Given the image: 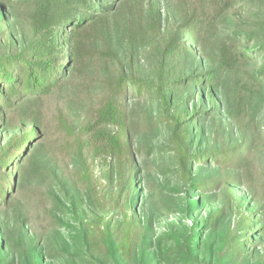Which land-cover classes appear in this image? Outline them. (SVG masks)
Wrapping results in <instances>:
<instances>
[{
	"label": "trees",
	"instance_id": "obj_1",
	"mask_svg": "<svg viewBox=\"0 0 264 264\" xmlns=\"http://www.w3.org/2000/svg\"><path fill=\"white\" fill-rule=\"evenodd\" d=\"M149 4L150 27L154 21L160 25L162 8L156 0H0V134L15 127L23 134L9 148L0 147V212L18 193L17 178H26L30 160L40 147L38 118H33L30 106L23 109V105L43 103L66 88L76 74L93 71L91 55L80 40L88 29L102 27L105 47L101 53L108 57L104 67L109 73L118 57L108 27L110 16L125 5L132 7L128 20L132 40L126 55L133 65L140 43H146L141 22ZM166 7L173 36L165 50L159 49L157 85L148 89L165 109L174 151L173 174L192 196L182 199L180 212L190 222H172L155 235L153 218L141 222L134 212L114 225L104 220L102 228L81 206L78 187L71 197L66 195L68 214L78 225L86 251L96 231L103 235L100 254L104 256L100 257L113 264H264V0H167ZM125 72L124 67L119 80H113V71L103 80L104 101L82 129L86 137L76 155L86 170L82 180H88L92 165L106 167L112 172L109 184L115 190L105 197L128 201L133 209L139 197L138 154L128 96L132 88L139 93L143 88L134 87L136 80L129 81ZM209 117H214L213 138L217 139L218 127L223 125L229 142L223 148L210 145L201 151L202 141L196 134L200 130L202 137L201 122ZM22 141L25 145L15 155ZM205 167L213 171L204 174ZM90 186L86 189L96 191ZM210 189L223 192L219 206H208L205 194ZM200 211L206 212L193 221ZM56 221L70 227L59 218ZM19 232L11 242L0 228V264L29 259L25 221ZM34 251L35 264H42L44 254L38 245Z\"/></svg>",
	"mask_w": 264,
	"mask_h": 264
},
{
	"label": "rangeland",
	"instance_id": "obj_2",
	"mask_svg": "<svg viewBox=\"0 0 264 264\" xmlns=\"http://www.w3.org/2000/svg\"><path fill=\"white\" fill-rule=\"evenodd\" d=\"M166 1L156 0L162 8L163 20L160 25L154 21L153 27H150V22L153 21L151 20L152 7L150 4L146 6L145 14L147 12L148 15L143 16L141 22L145 24V33L142 38L146 43L143 46L140 43L141 46L133 57V65L129 55H126L130 45L129 40H132L128 32V20L132 7L125 5L110 16L108 27L114 40L113 51H117L118 57L109 73L104 67L108 57L105 58L101 53L105 47L102 27L88 29L81 33L80 40L83 50L91 55L93 71L76 74L66 88L54 93L43 103L23 105V109L30 106L33 118H38L42 129L38 134L40 140L37 146L40 147L34 154V159L30 160L26 178L24 176L17 178L18 193L10 205L0 212L2 234L11 242L19 237L21 222L25 221L28 226L30 239L25 242L29 248V259L20 261L19 264H35L36 245L44 254L42 264H113L108 258L100 257L103 255L100 254L103 250L100 238L103 235L99 231H96V236L91 239V249L86 251L82 244L78 225L68 214L70 207L66 199V195L68 198L71 197L77 187L80 189L79 194L83 197V200H80L81 206L86 210V214H90L93 221L102 228L104 220L114 225L122 222L125 217H131L134 212H136L134 216L136 220L141 222L148 217L153 218L155 235L168 229L172 222H190L180 212L182 199L192 196L188 194L185 185L177 183L173 174L170 160L174 156V151L165 122V109L154 91L148 89L149 85L157 83L155 71L159 49L165 50L173 36L167 24L166 17L169 10L166 7ZM125 55L127 58L124 57ZM122 64L126 69L125 77L129 81L134 78L137 82V86L134 87L141 85L143 88L141 93L132 88L128 96L134 147L138 154L135 166L138 172L139 197L133 209L128 206V201L122 200L118 203L115 197L112 199L105 197L107 192L115 190L112 188L114 185L109 184L112 172L106 167L97 163L92 165L88 170V180L84 177L82 180L81 177L86 170L81 169L76 155L79 143L86 137L82 134V129L86 127L104 101L103 80L107 79L112 71L116 74L113 80H119L124 68ZM231 77L235 79L236 74L232 73ZM202 93V89L198 87V94ZM213 118L209 117L201 122L203 126L201 138L200 130H197L196 135L203 145L201 151L210 145L211 147L214 145V149L228 145L229 141L223 125L218 127L217 139L213 138L215 129ZM22 137L23 134L18 127L5 130L0 134V147L7 149L12 143L20 141ZM24 145L25 141L17 145L15 155L20 154ZM212 171L209 167L203 169L204 174H210ZM9 177H11L10 174ZM90 185H94L96 191L91 192L86 189L90 188ZM236 189L240 190L237 187ZM241 192L244 194L245 191L242 189ZM223 195L221 190L210 189L205 194L209 200L208 206L222 204ZM57 199H61V203L66 208L60 205ZM205 212H198L192 220H200ZM56 218L61 219L64 224L69 223L70 227L57 222ZM137 233L139 237V229Z\"/></svg>",
	"mask_w": 264,
	"mask_h": 264
}]
</instances>
